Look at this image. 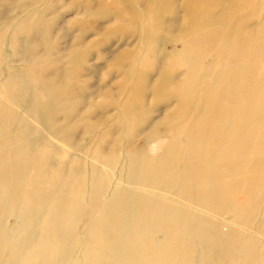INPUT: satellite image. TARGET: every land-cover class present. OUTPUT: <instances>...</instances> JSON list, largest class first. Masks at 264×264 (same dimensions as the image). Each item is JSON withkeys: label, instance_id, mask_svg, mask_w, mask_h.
Returning a JSON list of instances; mask_svg holds the SVG:
<instances>
[{"label": "bare ground", "instance_id": "1", "mask_svg": "<svg viewBox=\"0 0 264 264\" xmlns=\"http://www.w3.org/2000/svg\"><path fill=\"white\" fill-rule=\"evenodd\" d=\"M70 12L87 28L62 48ZM104 36L143 47L119 102L90 86L94 52L119 66ZM263 177L264 0H0V264H172L195 207L248 202Z\"/></svg>", "mask_w": 264, "mask_h": 264}, {"label": "rangeland", "instance_id": "2", "mask_svg": "<svg viewBox=\"0 0 264 264\" xmlns=\"http://www.w3.org/2000/svg\"><path fill=\"white\" fill-rule=\"evenodd\" d=\"M14 14L19 15L17 10H15ZM73 14L74 13L71 12L65 13L63 19L57 22L54 31L56 38H60L61 40L62 48L66 46L68 48L72 45L78 35V31L87 28V23L76 19ZM9 18L10 17L7 16V19ZM62 24L63 27L60 28L62 30H58L59 26ZM56 31H58V33ZM102 32L103 35L106 34L105 31L102 30ZM63 37L64 41L62 39ZM136 39L137 36H134L128 40V42H123L119 41V38L104 36L103 43H105L102 45V50H104L106 56L110 60H113L114 57L118 58L119 66H117L115 71L109 69V65H104L97 60V52H94L89 57L90 59H88V61H90V64H94L98 69L90 83V86L93 87V93L103 87H108L113 90L114 97L118 102L123 99L128 84L132 81L130 79L129 82L126 80L124 83H121L123 73L126 70L130 78H136L137 74L134 70L132 69L130 71L132 66L130 56L136 57V59L140 61L141 55H139V53L143 50V47L138 48ZM122 46L123 48L127 46L128 51L122 52ZM160 48L162 52L166 54L174 53V51L178 50L177 47L167 42L162 43ZM95 97L98 99L97 95L89 97L85 105L80 107V110H86V108L90 106L89 103L91 101H97L94 99ZM147 103L153 104V99H147L146 104ZM113 110L114 107L112 106L108 107L107 110L103 109V111L102 109H98L94 117H102L105 112L113 114ZM157 118L158 113L153 114L152 120H156ZM85 129V127L84 129L82 127L79 130V141L84 138V142H86L84 136L86 135ZM143 129L141 134L136 135L130 140L127 139L130 138V136L125 135V137H123L124 134L122 135V138H124L122 140L124 142L129 140L127 149L133 147L136 150L145 151L144 140L146 134L150 132V125L145 126ZM227 183H229L228 180ZM53 189L55 190V188ZM228 196L230 197V195ZM229 199L226 200V202L217 203L216 206L213 205L211 208L212 213H210L209 217L204 214H195L198 210L197 207L194 208L196 210L194 213L195 231L189 240L188 238L184 240L180 250H175L172 264H264V177L255 185L253 194L248 202L245 201L240 203L233 199ZM101 203L104 204V201L97 202L95 206ZM15 223V217L10 215L6 221V225L12 228ZM89 232L90 230L89 228L87 229V227L83 230L85 236L84 243H87ZM114 236L115 235L110 234V239L115 238ZM109 253L110 250H105L104 257ZM100 262L103 264V261ZM133 264H139L138 259Z\"/></svg>", "mask_w": 264, "mask_h": 264}]
</instances>
